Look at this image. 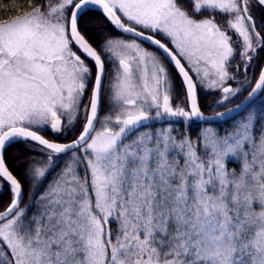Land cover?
<instances>
[{
	"label": "snow or ice",
	"instance_id": "6c2138e0",
	"mask_svg": "<svg viewBox=\"0 0 264 264\" xmlns=\"http://www.w3.org/2000/svg\"><path fill=\"white\" fill-rule=\"evenodd\" d=\"M93 9L99 34L81 27ZM256 10L264 0H13L0 18V264H264V114L242 111L264 95ZM200 88L219 94L214 116ZM14 144L31 153L16 170Z\"/></svg>",
	"mask_w": 264,
	"mask_h": 264
},
{
	"label": "trees",
	"instance_id": "16d2710c",
	"mask_svg": "<svg viewBox=\"0 0 264 264\" xmlns=\"http://www.w3.org/2000/svg\"><path fill=\"white\" fill-rule=\"evenodd\" d=\"M17 3H19L20 5H23L24 3H26V0H16ZM14 14L13 11V0H0V18L3 17H7L9 15ZM256 16L259 19L261 16H264V11H260V10H256ZM81 27L82 28H86L88 30L89 33H96L99 34L101 30L103 29H108L109 25L108 23H106L105 19L102 17V15L97 12L95 9L92 10L90 16L85 17L82 21H81ZM109 33L107 31L104 32V35H108ZM111 35L113 36H118L119 33L118 32H112ZM93 42L94 43H98V35L97 36H93ZM264 64V61H260L259 62V66L262 67V65ZM254 74H258V70H257V64L254 63L252 70L249 72V78H251L252 75ZM176 84L180 85L179 80L176 81ZM177 85V86H178ZM247 95V93H244L243 95H241V97H239L236 101L235 104H238L242 98H244ZM255 102L251 103L250 105H248L243 111L247 110L249 107H251ZM235 105H233L234 107ZM201 107V106H200ZM204 111L205 115H213L215 114L214 111H210V110H206L204 108H201ZM221 111H223V109H220ZM216 123H220L221 126H224L225 124L223 122H216ZM228 123H231V120H228ZM260 127V122L258 123ZM192 134L193 136H195L196 132L198 131V128L196 126V122H193L192 124ZM79 133V128H77L76 131L71 132L70 134H62L59 135L58 138L54 137L51 134L46 135L45 138L49 139V140H54L55 142H60V143H69L71 142L73 139H75V137L78 135ZM66 135V138H65ZM7 161L8 164L13 168V170L17 169V163H23L26 162L30 157H31V153L27 152L25 149L24 145L21 144H14L12 147H10L7 150ZM17 157H20L21 160L18 161L17 163H13L14 160H16ZM59 168H56L53 170V172L48 176V181H51L55 172L58 171ZM17 176L21 179L24 180V170L23 168H20L18 171H16ZM47 183V182H46ZM44 186L45 185H41L37 195L39 194V192H42L44 190ZM27 192H28V185L27 182H25V203H27ZM2 205L6 206V204L9 201V195L7 193H4V195L2 196ZM0 210H2V206H0Z\"/></svg>",
	"mask_w": 264,
	"mask_h": 264
},
{
	"label": "rangeland",
	"instance_id": "374dc122",
	"mask_svg": "<svg viewBox=\"0 0 264 264\" xmlns=\"http://www.w3.org/2000/svg\"><path fill=\"white\" fill-rule=\"evenodd\" d=\"M146 47V46H145ZM151 50V49H150ZM264 65V64H263ZM262 65V66H263ZM105 83L107 84V78H106V81H105ZM178 85V84H177ZM181 91V87H180V85H178L177 86V92H180ZM90 94V93H89ZM218 96H219V94L218 93H215V94H212V95H210V94H208V92L206 91V90H204L203 88H200V89H198V97H199V104H200V106H201V108H204V109H206V110H209L208 109V106H209V104L210 103H212V102H214L217 98H218ZM241 97V96H240ZM179 99H180V97H177V102H179ZM242 100H243V98H242ZM241 100V101H242ZM240 101V102H241ZM239 102V103H240ZM253 102H255L251 107H249V108H251V109H253L255 112H256V114H257V116L258 117H260L261 116V114H264V95H260L256 100H254ZM252 102V103H253ZM85 103H87V100H85ZM250 105V104H249ZM248 108V109H249ZM247 109V110H248ZM247 110H245V111H247ZM215 115V114H214ZM260 122V119H257V121H256V127H257V129H259V126H257V125H259L258 123ZM224 126H226V125H224ZM179 130V129H178ZM66 159V158H65ZM60 164H61V167L63 166V162L61 161L60 162ZM228 167H229V169H232V168H238V165H236V164H234V163H229L228 164ZM59 170L60 169H58V171L57 172H59ZM57 172H55V174H54V176H53V178L55 177V175H56V173ZM52 178V179H53ZM3 191V189H0V192H2Z\"/></svg>",
	"mask_w": 264,
	"mask_h": 264
},
{
	"label": "water",
	"instance_id": "95a60500",
	"mask_svg": "<svg viewBox=\"0 0 264 264\" xmlns=\"http://www.w3.org/2000/svg\"><path fill=\"white\" fill-rule=\"evenodd\" d=\"M145 45H147V42H145ZM262 67H264V65H263ZM246 96H247V95H246ZM246 96H245V97H246ZM259 96H260V95H259ZM259 96H257L256 98H254L250 103H252L254 100H256ZM245 97H244V99H245ZM244 99H243V100H244ZM250 103H249V104H250ZM239 104H240V103H239ZM249 104H247V105H249ZM247 105H245L244 108H245ZM244 108H242V110H243ZM209 116H214V115H209ZM58 143H60V142H58Z\"/></svg>",
	"mask_w": 264,
	"mask_h": 264
},
{
	"label": "flooded vegetation",
	"instance_id": "af4514ba",
	"mask_svg": "<svg viewBox=\"0 0 264 264\" xmlns=\"http://www.w3.org/2000/svg\"><path fill=\"white\" fill-rule=\"evenodd\" d=\"M147 47V45H145Z\"/></svg>",
	"mask_w": 264,
	"mask_h": 264
}]
</instances>
